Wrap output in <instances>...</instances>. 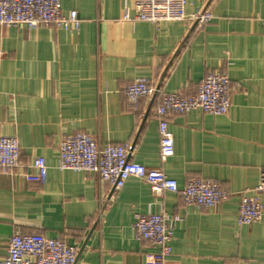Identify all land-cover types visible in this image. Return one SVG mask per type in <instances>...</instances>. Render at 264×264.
Returning a JSON list of instances; mask_svg holds the SVG:
<instances>
[{"label":"crops","instance_id":"1","mask_svg":"<svg viewBox=\"0 0 264 264\" xmlns=\"http://www.w3.org/2000/svg\"><path fill=\"white\" fill-rule=\"evenodd\" d=\"M134 0H62L79 30L0 25V135H16L22 166L0 172V257L14 233H43L78 247L77 264H264V216L240 224L244 191L264 167V0H187L207 8L202 27L189 20L154 24L124 19ZM210 70L230 77L226 114L200 109L170 118L174 155L160 151L157 101L128 102L125 87L147 77L165 92L197 93ZM85 132L100 144L130 143V159L161 169L183 187L189 177L218 181L229 198L208 210L131 176L114 191L95 175L58 168V147ZM45 157L47 178L31 167ZM33 172V173H32ZM178 217L172 252L136 237L137 213Z\"/></svg>","mask_w":264,"mask_h":264},{"label":"built area","instance_id":"2","mask_svg":"<svg viewBox=\"0 0 264 264\" xmlns=\"http://www.w3.org/2000/svg\"><path fill=\"white\" fill-rule=\"evenodd\" d=\"M187 0H134L133 12L126 7L124 19L149 21L161 24L167 21L189 20L192 27H202L213 18L204 8L188 15ZM264 23V19H262ZM81 19L75 10L65 14L62 0H0V25H26L36 28L53 25L68 31L79 30ZM128 102L136 105L143 97L159 102L154 115L158 120L160 151L163 160L174 155L175 139L170 129V118L175 113L200 109L204 113L226 114L230 107V77L221 70H210L198 85L197 93L186 96L181 91L165 92L161 84L147 77L137 78L125 87ZM130 143L100 144L92 135L77 132L63 137L59 143L60 170H75L95 175L100 181L110 183L114 191L120 190L131 177L146 179L152 193L159 197L165 191L179 193L185 204L211 210L229 198L222 185L215 180L191 176L183 187L163 170L149 168L130 159ZM22 166L21 146L16 135H0V172H9ZM30 176L43 183L47 178L48 164L43 156H35ZM264 216V167L258 185L241 196L238 221L252 224ZM178 217L165 212L137 213L133 224L136 237L160 248L161 255L172 252V240ZM78 247L59 237L43 233H14L7 245L6 255L0 264H77Z\"/></svg>","mask_w":264,"mask_h":264}]
</instances>
